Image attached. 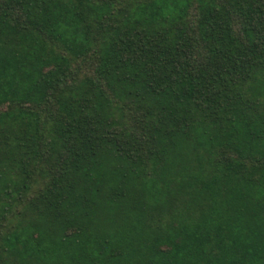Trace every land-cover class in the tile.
<instances>
[{"label":"trees","instance_id":"obj_1","mask_svg":"<svg viewBox=\"0 0 264 264\" xmlns=\"http://www.w3.org/2000/svg\"><path fill=\"white\" fill-rule=\"evenodd\" d=\"M0 264H264V0H0Z\"/></svg>","mask_w":264,"mask_h":264}]
</instances>
